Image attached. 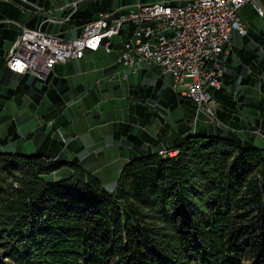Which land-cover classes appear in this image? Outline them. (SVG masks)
<instances>
[{"label": "trees", "instance_id": "1", "mask_svg": "<svg viewBox=\"0 0 264 264\" xmlns=\"http://www.w3.org/2000/svg\"><path fill=\"white\" fill-rule=\"evenodd\" d=\"M177 148L129 160L113 192L79 164L0 153V264H264V148L218 128Z\"/></svg>", "mask_w": 264, "mask_h": 264}, {"label": "crops", "instance_id": "2", "mask_svg": "<svg viewBox=\"0 0 264 264\" xmlns=\"http://www.w3.org/2000/svg\"><path fill=\"white\" fill-rule=\"evenodd\" d=\"M77 6L76 2L55 6L51 0H0V125L3 128L0 133L1 146L7 145L8 141L32 139L38 148L51 149L48 157L58 160L54 148H61L62 144L58 146L54 129L67 123H58L59 118L57 119L65 111L66 104L71 105L70 109H74L69 113V124L80 131L85 127V134H89L83 141L107 140L111 142L107 149L116 148L115 153L121 155V160L114 155L116 160L107 161L100 171H109L111 163H125L140 156L141 153L133 150L134 145L148 147V153L178 145L171 143L182 141L190 130H187L182 121V97L179 90L173 89L172 75L163 74L161 69L152 65L142 64L137 71H132L122 63H117L124 43L132 39L133 27L130 24L123 25L120 32L111 39L110 49L101 47L96 52L86 51L79 60L56 65L45 81L32 73L16 75L7 69L6 57L20 36L22 28L40 30L45 34L73 40L82 34L84 25L88 21L96 20L100 13L117 18L135 10L133 6H111L106 3L104 8L94 14L82 15L76 10ZM235 34L219 57L220 65L222 58L236 62L230 53ZM251 53L249 51L242 57L245 67L250 66L247 61L252 60ZM249 72L252 71L248 69L246 76L241 80L235 78L234 70L232 79L226 77L227 83H223V86L231 84L237 88L241 85H251L255 79ZM125 89L130 95V101L127 106H123L121 112L123 116L128 112L130 122L125 119L116 122L113 119L107 125L102 118L107 115L114 117L117 110L114 101L123 95ZM135 116L139 121L137 125L131 122L135 121ZM90 118L95 120L90 122ZM141 119L145 124L140 123ZM98 120L101 122H96ZM48 128H51V133H47ZM96 129L101 131L98 136L93 135ZM163 138H168V141ZM115 142L120 144L116 145ZM65 146L72 147L71 144ZM81 147L84 146L81 144ZM104 153L106 152L102 150L97 155Z\"/></svg>", "mask_w": 264, "mask_h": 264}, {"label": "built area", "instance_id": "3", "mask_svg": "<svg viewBox=\"0 0 264 264\" xmlns=\"http://www.w3.org/2000/svg\"><path fill=\"white\" fill-rule=\"evenodd\" d=\"M13 2L17 0H3ZM258 0H187L182 4L156 2L138 4L135 10L117 18L100 13L84 25L73 40L22 28L6 57L7 69L16 75L32 73L45 81L53 68L79 60L86 51L111 48V39L123 25L133 27L130 41L123 45L117 59L132 71L142 64L161 69L173 77L174 90L196 105L197 113L211 112L209 90H219L223 76L219 57L234 33L245 26L237 12ZM264 16V11L256 7ZM185 79L191 80L184 83Z\"/></svg>", "mask_w": 264, "mask_h": 264}, {"label": "rangeland", "instance_id": "4", "mask_svg": "<svg viewBox=\"0 0 264 264\" xmlns=\"http://www.w3.org/2000/svg\"><path fill=\"white\" fill-rule=\"evenodd\" d=\"M55 6L66 5L69 2L78 3L77 9L80 14L86 15L94 14L98 10L104 8L105 4H110L111 6H133L134 8L138 4H148L156 2H181L186 0H51ZM260 7L264 11V0H258L256 3H247L244 5L238 12V20L244 24L245 31L242 34L236 33L235 40L231 42V51L233 54V59L238 62L229 61L227 58H222V71H223V83H227L226 77L232 79V72L235 70V78H242L246 76L248 69L252 72H249L250 75L254 77L252 84L246 86H239L237 88L233 87L231 84L227 85L218 91L210 89L209 93L212 98V103L210 104L211 112L209 113H197L195 111L193 120L190 124V131L188 135L193 134L195 131L200 132V129L211 131L212 129L218 128L222 129L228 133H237L240 135L241 140H249L255 146L264 148V16H260L256 12V7ZM74 9V8H73ZM86 13V14H85ZM239 39V40H237ZM237 40V46L236 45ZM238 47V50H236ZM236 50V51H235ZM251 51V61H247V64L250 66H244L243 56L247 55ZM231 57V54H230ZM239 60V61H237ZM220 62V61H219ZM231 65L226 66L227 64ZM248 67V69H247ZM233 70V71H231ZM230 74V75H229ZM222 79V78H221ZM184 83H189L191 80L185 79ZM222 82V81H221ZM174 89V88H173ZM214 91H218L214 93ZM121 97L116 98L114 101L115 106L119 112H115L114 117L110 115L102 118L103 122L110 124L111 121L119 122L123 119H128V112H125V115H122L121 110L123 106H127L130 101V95L126 92V89L123 91ZM71 105L65 106V111L58 116V123H64L62 126H56L54 131L57 133L56 138L58 137V146L61 148H54L57 154V158L62 162H73L79 164L88 172L94 174L98 179H100L103 187L109 191L113 192L116 187V181L120 174L121 169L125 163H111L109 171H100L103 166L107 164V161L116 160L114 155L118 156V160H121V155L116 154V148L107 149L110 146L111 142L107 140L99 139L96 141H83L86 136H89L87 131L83 128L81 131L76 129L73 125L69 124L70 111L74 109L71 108ZM67 108L68 111H67ZM176 112V111H174ZM172 112V113H174ZM95 120V119H94ZM92 118L89 119L90 122L94 121ZM96 122H101L100 120ZM133 125L139 124L137 117L135 116V121H132ZM140 123L145 124L143 120H140ZM144 126V125H142ZM3 128L0 125V133H2ZM47 133H51V128L46 129ZM83 130H85L83 132ZM101 131L96 129L94 131V136H98ZM82 135V137H80ZM187 135V136H188ZM7 137V136H6ZM55 138V135H53ZM164 141H168V138H163ZM83 141V142H82ZM171 142V141H170ZM181 141H172L171 144H180ZM167 143V142H166ZM65 144H71L72 147H64ZM81 144L84 147H81ZM115 144H120L115 142ZM166 148L156 152L162 159H172L176 158L179 154L177 146ZM64 147V148H63ZM133 150L137 153H141L140 156L148 154V147L145 146H133ZM104 150L106 153L104 155H97L98 152ZM51 152L49 148L37 147L36 143L32 139H17L14 141H8L7 145L1 146L0 143V153H17L22 155H31V154H44L49 156L48 153ZM50 158V157H49ZM54 160V159H51ZM127 160V159H126ZM103 162V163H102ZM66 169V168H65ZM67 175V169L62 171L59 174H52L45 177L46 181L56 180L58 177H64Z\"/></svg>", "mask_w": 264, "mask_h": 264}]
</instances>
